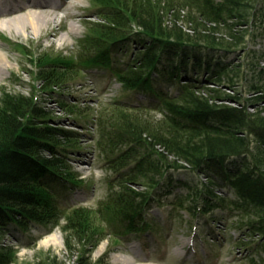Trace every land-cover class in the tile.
Returning <instances> with one entry per match:
<instances>
[{
  "label": "trees",
  "instance_id": "16d2710c",
  "mask_svg": "<svg viewBox=\"0 0 264 264\" xmlns=\"http://www.w3.org/2000/svg\"><path fill=\"white\" fill-rule=\"evenodd\" d=\"M100 4L98 15L107 25L88 22L97 38L86 39L89 45L96 40L99 49L91 48L88 54L81 50L75 60L44 66L41 61L48 56L40 57L37 82L48 94L54 87L70 89L81 67L96 65L112 70L126 89L150 100L122 103L130 116L121 110L96 115L100 138L114 155L108 167L115 177L94 210L75 207L64 212L62 231L68 249L84 245L90 255L105 236L122 239L149 231V204L157 200L156 190L161 185L171 188L170 172L182 171L203 175L208 184L187 187L196 191L195 206L184 208L187 214L205 217L216 208L252 209L257 219L248 225L249 234L264 241V109L250 113L246 102L235 98L241 108L218 104L219 89L198 80L204 70L209 84L220 87L224 78L232 83L233 65L217 59L243 51L244 27L264 31V0H100ZM130 43L134 53L122 64L118 50ZM156 80L158 87L153 86ZM174 87L176 91L169 93ZM252 91L251 101L262 99L260 85L254 84ZM151 109L159 110L163 119L148 118L145 112ZM49 120L38 101L0 94V238L7 233L23 236L39 224L59 225L63 212L55 190L79 184L69 170L63 142L71 133L50 127ZM221 181L235 200L210 189ZM97 218L105 223L100 234L93 226ZM258 245L264 252V243ZM11 247L0 244V264L16 260ZM88 257L77 264H92Z\"/></svg>",
  "mask_w": 264,
  "mask_h": 264
},
{
  "label": "rangeland",
  "instance_id": "374dc122",
  "mask_svg": "<svg viewBox=\"0 0 264 264\" xmlns=\"http://www.w3.org/2000/svg\"><path fill=\"white\" fill-rule=\"evenodd\" d=\"M27 3L28 0L6 2L13 8L10 12L1 13L0 21L23 16L28 11L52 14L53 20L45 24L37 34L28 25H24V33L19 34L0 30V51L10 65L0 71V94L23 95L32 98L34 102L38 101L50 115V127L71 133L68 136L70 140L63 142L69 170L75 183L79 184L71 183L75 185L72 188L66 186L67 192L62 188L55 190L57 207L63 212L59 225L39 224L29 228L23 236L7 233L0 238V244L12 246L13 256L16 257L12 264H41L49 261L77 264L81 257L88 256L92 264H264V252L258 245L264 241L252 237L248 230L251 221L257 219L254 211L250 208H216L205 217L187 214L184 208L195 206L193 198L196 191H188L189 186L197 182L208 184L205 176L185 171L170 172L172 175L169 177L174 183L170 185L171 188L161 185L156 190L157 200L154 198L149 204L147 217L148 223L152 225L149 231L122 239L105 236L90 255L84 251V245L77 244L75 250L68 249L62 231L64 212L75 207L94 210L106 198L108 182L115 177L108 167V160L114 155L111 149L106 148L105 140L100 138L96 115L102 111L107 115L113 114L114 110H121L130 116L122 103L138 104L141 103L140 98H145L142 102L147 104L150 97L126 89L111 75L112 70L96 65L90 69L81 67L74 74L76 78L70 89L60 91V88L54 87L51 94L45 93L36 78L37 59L48 56L44 62L41 61L44 66V63L75 60L81 50L88 54L92 52L91 48L93 51L99 49L96 40L95 44H86L87 37L91 40L97 38V34H92L88 22L105 25L107 22L98 15L102 6L100 0H61L59 5L35 8L24 6ZM244 30L243 51L217 59L233 65V71L230 72L232 83L224 78L220 87L216 85L218 83L209 84V73L204 70L199 72L198 80L200 84H208L206 87L219 89L218 95L222 98L218 104L241 108L235 98L246 102L247 111L255 113L264 109V31L256 26H246ZM133 46L130 43L125 47L127 49L121 47L118 50L117 59L122 64L134 53ZM194 72L193 76L196 75ZM153 82L154 87L160 84L157 80ZM254 84L260 85L263 91L262 99L258 102L251 101L255 97L254 91L250 92ZM176 88H172L169 93H174ZM145 115L152 117L154 122L163 119L161 112L155 109L145 112ZM250 139L253 140L252 137ZM255 145V142L251 144L252 147ZM180 181L188 186L180 184ZM210 189H214V194L221 198L236 199L223 181L218 188ZM138 191L141 190L138 188ZM178 194L183 197L176 199ZM94 225L95 232L100 234L105 223L97 218ZM52 235L57 236L59 244L44 243Z\"/></svg>",
  "mask_w": 264,
  "mask_h": 264
},
{
  "label": "bare ground",
  "instance_id": "6f19581e",
  "mask_svg": "<svg viewBox=\"0 0 264 264\" xmlns=\"http://www.w3.org/2000/svg\"><path fill=\"white\" fill-rule=\"evenodd\" d=\"M24 6L29 8L42 7L41 5H38L35 2H30V1H28V3L25 4ZM50 20H53L52 14L44 13V12L28 11L27 14L23 16H19L17 18H13L6 21H0V30L7 32L14 31L16 34H19L21 32L24 33L25 30L24 25H28L31 28V30L35 34H37L39 30ZM70 28L73 29V26H71ZM9 66L10 65L9 62L6 60V56L2 51H0V71L2 68H9ZM47 242H52L53 244H59V240L56 235H52L47 240L44 241V243ZM101 250L102 247L100 248L99 251ZM117 260H120V258H117Z\"/></svg>",
  "mask_w": 264,
  "mask_h": 264
}]
</instances>
